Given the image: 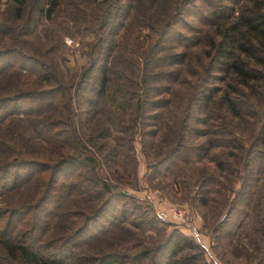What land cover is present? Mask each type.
<instances>
[{
	"label": "rangeland",
	"instance_id": "374dc122",
	"mask_svg": "<svg viewBox=\"0 0 264 264\" xmlns=\"http://www.w3.org/2000/svg\"><path fill=\"white\" fill-rule=\"evenodd\" d=\"M103 1L92 0L91 5L87 0H69L74 5L83 3L84 6L79 8L81 12L73 19V14L64 11L53 25L49 21L38 20L36 10L42 0H25L26 11L23 9L25 13L21 16L17 15V9L10 2L0 0V50H13L24 56L36 57L43 64H51L56 72V82L52 87L56 89L60 86L69 93L70 106L64 113L71 115L73 112L74 115L71 125L53 133L51 122L61 114L50 108L45 100L7 107L4 111L33 110L38 115L31 116V119L40 117L41 127L37 134H33L28 127H34L39 120L35 123L28 119L6 126L2 124L0 141L12 142L8 140L14 139L13 133H21L28 143L26 149L33 155L38 152L42 155L41 159L78 156L79 153L92 159L93 170L76 165L68 172L67 182L71 181L78 189H98L102 187L101 183L107 182L120 206L118 214L116 212L109 217L110 213H107L93 224L90 230L93 234L88 237L87 234L77 244L81 251L86 250L92 256L117 253L116 264H165L164 256L156 253L157 246L160 240L178 232L197 247L178 254L179 259L200 255L206 264H264V156L256 157L251 150L258 147L259 151H264L261 141L257 144L255 139L252 143L259 127L260 112L256 101L260 96L249 92L246 96H237L234 99H237L235 103L241 111V118L227 117L225 106L220 107V98L223 94L232 97L231 89L225 81L218 80L220 74L210 70L206 72V69L203 72L199 68V61L207 58L205 53L215 27L225 24L226 18L234 20L246 0H230L237 3L234 6L227 0H212L215 8L199 2V11L194 12L204 9L201 16L215 26L206 27L203 20L187 18L191 28L183 32L179 30L174 36V32L170 33L155 50L153 57L161 56L162 62H150L144 58L155 40L150 29L144 23L135 22L132 16L127 20L118 19L117 1L100 5ZM148 3V0H139L136 4H142L146 9ZM224 6L232 10H224L226 13L221 14V7ZM205 9L218 13V16L223 15L224 19L213 22L210 11L208 13ZM28 11L29 14H26ZM156 15L154 8L145 13L149 18ZM120 21L123 23L118 25ZM57 27L60 30L54 36L53 31ZM179 38L187 41L199 38V46L192 50L184 49L180 45L187 41ZM181 53L187 55L179 59V65L161 67L166 61L174 62L173 59L166 60V57ZM14 59L0 62V70L10 65L6 68L10 70L0 77V94L13 93L15 85L28 86L26 90L31 92L38 91V82L13 75L11 71L20 65ZM106 63L111 75L106 93H99L100 69ZM173 70L176 82L169 84L165 82L167 76L160 73ZM140 71L146 73V79L142 81L143 89L150 91L148 95L140 94V106L129 96L127 101H131L130 105L121 109L112 96L113 89L117 85L132 89ZM202 78L209 87L202 96L210 95L209 91H212L215 104L211 110L214 108L216 117L222 113L218 122L228 124L243 150L223 146L210 150L208 145H204L195 152L192 148L202 141L197 138L196 131L208 132V136L203 138L209 140L213 139L214 133V124L208 118L204 124L196 122L197 118L203 119L207 115V110L204 113L195 107L190 120L187 122L185 119L190 106L189 96ZM167 87L172 88L167 92L164 90ZM65 97L66 94L61 97V106ZM4 114L0 112V115ZM18 115L22 118L21 114ZM182 123L188 124L189 128L185 148L178 152V156L171 155V149L183 133L180 130ZM71 134L75 140H81L79 149L59 145ZM220 137L226 141L225 136ZM4 159L0 149V162ZM216 161H221L224 169L219 168ZM17 174L21 175L19 182L14 180V176H0V264H17L2 251L1 242L5 238L14 237L15 241H19L25 234L24 240L43 244L54 236L53 230L62 216L59 208L46 204L45 210H40L42 213L38 219L32 216L29 222H24L20 217H8V209L23 212L24 208L35 203L45 185L41 180L47 177L43 173L32 177H24L28 173ZM58 184H61L60 181ZM59 190L58 196L64 203H70L69 187ZM48 196L46 199H50ZM51 196L57 198L54 190ZM120 196L124 198L120 199ZM77 201L84 204L87 198L83 196ZM88 206L94 207V204L91 202ZM172 209H186L189 225L162 220L158 216L159 212L168 213ZM120 211H126L125 217ZM190 228L198 237H193L194 231ZM145 249L152 250V254L137 263L140 256L146 255Z\"/></svg>",
	"mask_w": 264,
	"mask_h": 264
},
{
	"label": "trees",
	"instance_id": "16d2710c",
	"mask_svg": "<svg viewBox=\"0 0 264 264\" xmlns=\"http://www.w3.org/2000/svg\"><path fill=\"white\" fill-rule=\"evenodd\" d=\"M7 1L17 9L16 12L18 16L25 13L23 12V9L25 8V0ZM42 1L43 2L39 4L40 7L36 10L38 20H46L51 23L55 22L58 19V15L64 11L73 14L71 18L76 19L74 17L77 16V13L81 12L79 8L84 6L83 3L74 5L73 2H69V0ZM87 1L92 5V0ZM113 1H117L116 11L118 19L120 18V20H123L125 18L127 20L130 16H132V19L135 17V22H139L141 25L144 23V26H147L150 29L151 36H155V40L152 41V45L147 50L148 53L144 56V58L150 62L163 61L161 56L153 57L155 50L160 46L161 40L162 42H165V39H167L170 33L174 32L172 34V36H174L179 30L183 32L191 28L186 21L187 18H195L200 21L203 20V22H206L203 23V25L206 24V27L215 26L214 23H211L208 19L202 17L203 15L201 16V14H203L201 11H204V9L200 12H194L199 11L197 9L199 2H205L206 6H213L215 8V3L212 2V0H148V8L146 7V9L142 7V4H136L139 0H104L100 5L110 4ZM226 2L231 5L237 4L230 0H227ZM244 3L245 5L240 6L238 9V14L234 20L230 21L226 18L227 21L225 24L222 23L215 27L216 30L214 29V33L210 37L208 44L209 47L205 53L207 54V58L204 59L205 62L204 60L199 61V68L200 70L202 69L203 72L206 69V72H209L210 70L211 73L220 74L221 77L218 80L225 81L226 85L231 89V93L233 94L232 97L223 94L220 98V107L222 108L223 105L225 106L227 117L230 115L232 118L233 116L241 118V111L237 109L235 103L237 99H234L237 98V96H246L248 95V92L251 95L260 96L259 100L256 101L260 112L259 127L254 134L252 143L256 139V142H258L257 144H260L261 141L264 145V0H246ZM127 8L128 10H126ZM152 8L156 10L157 15L153 18L146 17L145 13ZM68 9L71 11L69 12ZM83 10L84 9H82V11ZM205 10H208V13L210 11L209 9ZM221 10H223L221 11V14H225L226 11H231L232 9H230L229 6H224L221 7ZM24 11L26 10L24 9ZM26 14H29V11ZM209 15L213 18V22L215 20L222 22L224 19L223 15L218 16L219 14L214 11H210ZM26 19L28 18H25V20ZM122 23L123 21H120L118 25H121ZM59 30V27L54 28L53 35L55 36L56 32ZM181 39L183 38H179L178 40ZM197 40H199V38L191 39L189 41L185 40V42H187L180 46L187 50L195 49L199 46ZM186 55V53L174 56L170 55L166 57V60L173 59L174 62L166 61V65L161 64V67L166 68V66H168L171 68V66L179 65V59L181 57H186ZM14 58L17 59L16 62H19L20 65L16 70L11 71L13 72V75L15 77L22 76L25 80L33 79V82H38L37 85L39 88L38 91L31 92L26 90L29 89L28 86L24 85L18 87V85H15L13 93L5 95L0 94V112L5 113L3 116L0 115V125L4 124L6 126L17 120L25 121L28 119L34 123L37 122L40 117H37L35 120L31 119V116L36 117L38 115L36 112L33 113V110L28 111V109H25L23 111L21 109L10 110L9 112L4 110L7 107L28 104L26 102L39 103L44 100L50 108L57 112V114H61V116L51 122L50 128L53 133L62 130L63 127L71 125L72 120H74L73 112L71 115H66L64 113V111L68 110L70 106L69 98H71V96H67L69 93L60 86L56 89L52 87V84L56 82L55 68L53 67L52 70L51 64H49L50 66L43 64L36 57L24 56L13 50H0L1 63L14 61ZM9 66L10 65H7L8 68ZM7 67L0 70V77L4 76L5 73L10 70L6 69ZM174 72L175 70L160 73V75L164 77L166 75L167 78H164L166 80L165 82L173 84V82H176L174 79L176 74H174ZM100 75L98 92L106 93L109 76L111 75L107 63L101 67ZM137 76L139 79L136 80L135 86L132 89L122 88L118 85L117 88L113 89L112 96L117 99V106L119 105L121 109L130 105L131 101H127L129 96H132V100L136 101L138 106H140V94L144 93L148 95L150 91V89L147 88H145L144 91L142 86V81L146 77V73L140 71V76ZM171 88L172 87H167L164 90L168 92ZM207 88L209 87H207V82L205 83L203 78L195 84L188 99L190 106L187 107L185 119L187 122L190 120L192 109L195 107L197 109H202V111H205L204 113H206L207 110V115H205L203 119L197 118L196 122L204 124L208 122V120H211L214 124V133H212L213 139L209 140L203 138L204 136H208V132L199 133L196 131V133H198V135H196L197 138L202 141H198L192 148H194L195 152L199 151L204 145H208L210 150L217 146L243 150L244 148L241 147V143L238 144L239 140L229 129L228 124L225 123L221 125L218 122L222 113L216 117L214 114V108L213 111L211 110L212 106L215 104L214 98L212 97V91H209L210 95L202 96ZM64 94H66L65 102L61 106V97ZM18 114H21L22 118H19ZM159 117H161V115ZM40 124L41 121L39 120L34 127L28 128L33 134H37V130L41 127ZM180 127V130H182L183 133L180 134L178 142L170 151L171 155L176 154L175 156H178V152L182 148H185L187 142L186 133L188 134L189 131L188 124L183 125L182 123ZM73 130L74 129H72V131ZM13 134L14 139L10 138L8 140H13L12 142L0 141L1 154L5 158L2 163L0 162V176H14V180L17 182L21 181L19 178L21 175H18L17 173H28V175H25L24 177H32L35 174L40 175L43 173V175L47 174V177H44L41 180L45 185L43 189H41L39 196H37L35 203L24 208L23 212L19 210L15 211V209H8V217H11V219L13 217H18L17 219H19L20 217V219H24V222H29V218L32 216H34L35 219H38V216L43 210H45L46 204L55 206V209L59 208L62 216L55 225V230H53L54 236L50 240L44 241L45 243L39 244L35 241L24 240L25 234H23L18 239L19 241H15L14 237H8V239L5 238L1 242L2 251L17 264H116L117 253H102L98 256H92L87 253L86 250H79L77 246L78 242H80L84 236L88 234V237L93 234L90 233V230L96 221L103 219L107 213H110L109 217H112L116 212L118 214V207L120 206L116 203L117 197H113V194H111L112 189L107 185V182L101 183L100 186L102 187H99L98 189H78V187L71 183V181L67 182L68 172L76 167V165L93 170L92 159L86 157L84 153H79L78 156L64 155L60 158L57 157V159H41V154L37 152L33 155L30 153L31 151L29 149H26L28 143L25 142L26 140L21 133ZM220 136H225L226 141H222ZM75 139V136L71 134L70 138L60 141L59 145L72 146V148L73 146H76V149H79L81 147V140L78 138L77 140ZM251 150L254 155H257L256 157H258V155L264 156V151H259L258 147H254ZM37 154H39V156H37ZM216 163L219 165V168L224 169L221 161H216ZM12 169L17 170L16 173L13 172ZM32 171L34 173H29ZM59 181L61 184H58ZM66 186L71 190L69 193V197H72L70 203H64V200L58 196L57 192L60 191V188ZM53 190L57 195V198L51 196ZM47 196L50 197V199H46ZM83 196H86L87 201L84 204H79L77 200L83 198ZM121 198L124 197L120 196V199ZM91 202L94 204V207L88 206ZM84 206L88 207L84 208ZM40 210L42 211L40 212ZM120 213L125 217L126 211H120ZM115 222H117V219H115ZM122 222L126 223V221ZM158 222L161 221L158 220ZM157 247L158 251L156 253L161 257L164 256L165 264H206L203 259H201L200 255L197 257L178 258V256L184 251L197 249L194 243H191L186 237L178 232H172L168 237L160 240ZM145 250L147 251V249ZM151 252L147 251L146 255L140 256L136 262L139 263L141 260H146L150 254H152Z\"/></svg>",
	"mask_w": 264,
	"mask_h": 264
},
{
	"label": "built area",
	"instance_id": "2783aa9c",
	"mask_svg": "<svg viewBox=\"0 0 264 264\" xmlns=\"http://www.w3.org/2000/svg\"><path fill=\"white\" fill-rule=\"evenodd\" d=\"M158 216L162 220H166V221L171 220L176 224L188 223V225H189L188 213H187L186 209H172V210H169L168 213H165L163 211V212H159ZM190 231H194V229L190 228ZM192 235L195 238L198 237V234L195 233V231H194V234H192Z\"/></svg>",
	"mask_w": 264,
	"mask_h": 264
}]
</instances>
